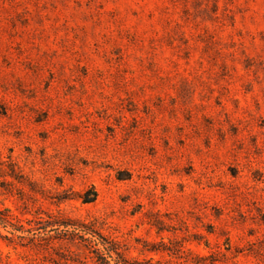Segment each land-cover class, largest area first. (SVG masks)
I'll use <instances>...</instances> for the list:
<instances>
[{
    "label": "rangeland",
    "instance_id": "1",
    "mask_svg": "<svg viewBox=\"0 0 264 264\" xmlns=\"http://www.w3.org/2000/svg\"><path fill=\"white\" fill-rule=\"evenodd\" d=\"M0 210V264H264V0H0Z\"/></svg>",
    "mask_w": 264,
    "mask_h": 264
},
{
    "label": "trees",
    "instance_id": "2",
    "mask_svg": "<svg viewBox=\"0 0 264 264\" xmlns=\"http://www.w3.org/2000/svg\"><path fill=\"white\" fill-rule=\"evenodd\" d=\"M86 202H89L88 200H86ZM17 219V216H14L13 214H11L10 211H7L6 213L1 212L0 210V220L4 221L6 224L9 225V227H11L10 230H13V232L15 233V231H25L26 227H18V225L16 224L15 220ZM66 225V224H65ZM12 232V231H10ZM13 233V234H14Z\"/></svg>",
    "mask_w": 264,
    "mask_h": 264
}]
</instances>
